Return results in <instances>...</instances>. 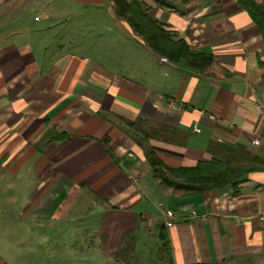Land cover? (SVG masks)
<instances>
[{
  "label": "crops",
  "instance_id": "0c3cea01",
  "mask_svg": "<svg viewBox=\"0 0 264 264\" xmlns=\"http://www.w3.org/2000/svg\"><path fill=\"white\" fill-rule=\"evenodd\" d=\"M141 1L210 66L162 61L112 0H0V171L35 162L55 219L102 203L97 264H264V22L244 0ZM152 149L172 170L244 173L186 194Z\"/></svg>",
  "mask_w": 264,
  "mask_h": 264
},
{
  "label": "rangeland",
  "instance_id": "374dc122",
  "mask_svg": "<svg viewBox=\"0 0 264 264\" xmlns=\"http://www.w3.org/2000/svg\"><path fill=\"white\" fill-rule=\"evenodd\" d=\"M18 167L0 171V264H97V260H103L97 251L99 246L86 249L89 242H103L95 234L86 235L92 227L100 226L102 203L83 196L73 208L67 204L61 217L55 219L53 211L63 203V196L55 204L54 198L45 202L42 197L47 188L41 184L44 173L36 170L33 161ZM42 207L43 212L39 210ZM72 229L76 234L70 233ZM106 236L112 240L119 235L117 231ZM157 252L148 251L154 255Z\"/></svg>",
  "mask_w": 264,
  "mask_h": 264
},
{
  "label": "trees",
  "instance_id": "16d2710c",
  "mask_svg": "<svg viewBox=\"0 0 264 264\" xmlns=\"http://www.w3.org/2000/svg\"><path fill=\"white\" fill-rule=\"evenodd\" d=\"M117 14L122 17L137 36L158 56L168 58L171 63L179 60L201 70L210 66L211 56L194 53L189 44L181 38H175L162 22H159L141 0H112ZM246 8L255 20L264 22V8L254 0H244ZM61 139V135L57 138ZM152 149L146 153L151 168L159 182L175 190H184L186 194L203 193L206 190L234 185L244 172L237 167L225 165L221 160H210L188 169L172 170L154 154Z\"/></svg>",
  "mask_w": 264,
  "mask_h": 264
},
{
  "label": "built area",
  "instance_id": "2783aa9c",
  "mask_svg": "<svg viewBox=\"0 0 264 264\" xmlns=\"http://www.w3.org/2000/svg\"><path fill=\"white\" fill-rule=\"evenodd\" d=\"M161 60H162V61H165V60H167V59H166L165 57H161ZM161 60H160V61H161ZM260 106H261V105H260ZM262 107H263V106H262ZM258 141H259V140L257 139L255 142H258ZM172 223H173V222H171L170 220H168V224H167V225L171 226Z\"/></svg>",
  "mask_w": 264,
  "mask_h": 264
}]
</instances>
